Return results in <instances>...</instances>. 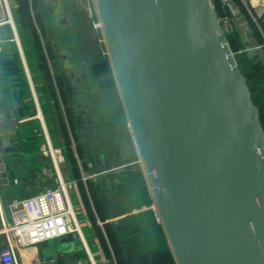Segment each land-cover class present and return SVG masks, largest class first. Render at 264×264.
Listing matches in <instances>:
<instances>
[{"label": "water", "instance_id": "1", "mask_svg": "<svg viewBox=\"0 0 264 264\" xmlns=\"http://www.w3.org/2000/svg\"><path fill=\"white\" fill-rule=\"evenodd\" d=\"M85 1L73 6L88 14ZM214 1L88 0L175 264H264V123L237 57L257 58L264 68V43L237 2L222 0L242 43L234 49ZM68 23L64 15L61 24ZM59 57L78 129L100 168L94 173L127 164L96 127L90 57L70 49ZM97 131L99 149L88 139ZM105 157L109 167L99 163ZM14 161L16 174L26 175L24 162L31 161ZM119 179L103 176V187L122 185ZM113 190L107 194L117 204ZM121 212L111 211L108 222L118 231L132 228ZM77 237L41 242L44 264H81ZM122 244L127 264H153L139 252L143 242Z\"/></svg>", "mask_w": 264, "mask_h": 264}, {"label": "crops", "instance_id": "2", "mask_svg": "<svg viewBox=\"0 0 264 264\" xmlns=\"http://www.w3.org/2000/svg\"><path fill=\"white\" fill-rule=\"evenodd\" d=\"M235 1L264 43V0ZM8 2L13 24L10 21L0 24V199L5 217H10L9 203L13 199L31 197L57 186V171L41 151L48 137L52 145L63 153L62 178L73 182L68 194L82 229V237L78 236L76 240L83 244L78 252L79 256L84 254L80 263L127 264L125 253L118 250L124 233L106 223L111 219V211L120 209L122 215L133 219L132 223L140 225L141 232L137 234L143 245L135 244L140 246L139 252L146 250L143 237L149 219L155 222L157 217L99 30L93 26L85 11L73 6L74 0H35V5L42 11L40 14H44L43 26L40 18L34 17L33 21L29 0ZM20 12L27 14L31 22H21L17 18ZM64 15L69 19L65 26L61 24ZM235 41L238 44L236 48L240 49L242 43L237 36ZM34 45L39 47L38 51H34ZM62 49L90 57L91 75L95 78L92 96L100 104L96 115L100 116L101 123L95 122L96 127L103 129L106 138L112 137L107 139L114 148L115 156L120 161L127 158L126 162H129L121 169L104 171L85 181L82 179L84 175L99 172L100 168L78 129L59 57ZM246 56L241 64L249 79L247 63H260L257 58ZM97 133L91 134L88 139L99 149L102 139L100 132ZM20 157L31 161V165L24 162L27 174L19 176L14 159ZM109 162L110 157H105L99 163L102 167H109ZM103 176L110 179L120 176L122 185L116 182V186L112 182L111 186L104 188ZM110 190L116 191L114 195L119 203L108 204L106 198ZM1 230L0 213V246L5 244ZM16 253L18 264H44L40 245L19 248Z\"/></svg>", "mask_w": 264, "mask_h": 264}, {"label": "built area", "instance_id": "3", "mask_svg": "<svg viewBox=\"0 0 264 264\" xmlns=\"http://www.w3.org/2000/svg\"><path fill=\"white\" fill-rule=\"evenodd\" d=\"M85 8L94 27H98L90 3L85 1ZM5 9L4 22L12 23V15L8 0H0V9ZM42 154L53 163L58 177L56 187L48 188L36 195L25 198H15L9 203L10 217L6 218L2 210L0 199V213L2 220L1 233L4 235L5 244L0 246V264H18L16 250L37 246L43 241L63 237L69 233H76L82 237L81 224L77 219L75 210L69 200L68 190L73 182L62 178L60 167L64 161L61 149L55 148L47 137L46 144L41 148ZM114 168L110 171L121 169ZM97 176L84 175L85 181ZM18 181V180H16Z\"/></svg>", "mask_w": 264, "mask_h": 264}, {"label": "rangeland", "instance_id": "4", "mask_svg": "<svg viewBox=\"0 0 264 264\" xmlns=\"http://www.w3.org/2000/svg\"><path fill=\"white\" fill-rule=\"evenodd\" d=\"M34 1L35 0H29V2L32 5L30 9V12L32 14L31 17L33 21H34V17L40 18L41 25L43 26L44 25V14H40L42 13V11H40V8L35 5ZM214 4L220 15V18L223 24L228 30V38L230 40L232 47L234 49H237L236 47L238 45L236 46L234 41L232 40V37H234L233 39L235 40L236 33L230 22L231 13H230L228 6L222 0H215ZM219 4L222 6V9H224V14H221V12H219ZM26 16L28 15L25 13H17V18L20 19L21 22L24 21V18ZM0 17H3V18L7 17V13L5 9L1 10ZM26 21H27V18H26ZM237 57H238V61L240 62H242L243 59L247 58L246 54L244 53L238 54ZM247 64L249 66L248 70L250 71L249 82L251 83L250 85L253 91V97L256 103L261 108L262 121L264 123V69L262 68L263 66L261 64L255 65L249 62ZM260 90H262V92H260ZM106 223L110 224L109 222H106ZM146 227H147L146 232H144V237H143L144 242H145L144 247L146 248L151 259L154 260L155 264H175L173 256L168 247L167 240L163 235V232H162V229H161V226L158 220L155 219V222L154 221L152 222L151 219H149V223L147 224ZM50 240H51L50 243H53L56 240V238L50 239ZM119 243L121 245V248H119L118 250L119 251L121 250L124 253V246L122 244V241L119 240Z\"/></svg>", "mask_w": 264, "mask_h": 264}, {"label": "flooded vegetation", "instance_id": "5", "mask_svg": "<svg viewBox=\"0 0 264 264\" xmlns=\"http://www.w3.org/2000/svg\"><path fill=\"white\" fill-rule=\"evenodd\" d=\"M62 65H63V69H64V65H65V63H64V61L62 60ZM64 73L66 72L65 70L63 71ZM73 76H75V75H73ZM104 84H106V80L104 81ZM77 85V88L79 89L80 88V90H81V88H82V85H81V83H78V84H76ZM80 118H81V116H80ZM128 165H129V162L127 163ZM107 200V202H108V204H114L115 205V203L112 201V200H109V197H107L106 198ZM117 210V209H116ZM126 219H130L129 217H126ZM116 229V228H115ZM117 230V229H116ZM118 231V230H117ZM121 232H123L124 233V237L121 239L122 241H124L126 238H130V242H132V243H136V244H138V245H140L139 243L140 242H142V240L140 239V238H138V235L139 234H137V232L135 231V228L133 227V228H128V229H122L121 230Z\"/></svg>", "mask_w": 264, "mask_h": 264}, {"label": "trees", "instance_id": "6", "mask_svg": "<svg viewBox=\"0 0 264 264\" xmlns=\"http://www.w3.org/2000/svg\"><path fill=\"white\" fill-rule=\"evenodd\" d=\"M25 7V6H24ZM25 9V8H24ZM27 10V9H26ZM219 12H221V14H224V9H222V6L219 4ZM20 13H23V12H20ZM26 18H27V21H26ZM23 23H30L31 22V19L28 17V16H26L25 18H24V21H22ZM9 26V25H8ZM234 37H232V40L234 41V43H235V45L237 46L238 44H237V41H235L234 39H233ZM35 46L36 45H34V47H33V49H34V51H38L39 50V47H37V48H35ZM260 92H261V90H260ZM84 254H82L81 256H83ZM80 256V257H81Z\"/></svg>", "mask_w": 264, "mask_h": 264}]
</instances>
